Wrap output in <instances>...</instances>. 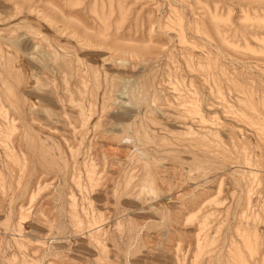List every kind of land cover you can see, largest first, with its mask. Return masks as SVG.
Wrapping results in <instances>:
<instances>
[{
  "label": "rangeland",
  "instance_id": "1",
  "mask_svg": "<svg viewBox=\"0 0 264 264\" xmlns=\"http://www.w3.org/2000/svg\"><path fill=\"white\" fill-rule=\"evenodd\" d=\"M244 261L264 0H0V264Z\"/></svg>",
  "mask_w": 264,
  "mask_h": 264
},
{
  "label": "bare ground",
  "instance_id": "2",
  "mask_svg": "<svg viewBox=\"0 0 264 264\" xmlns=\"http://www.w3.org/2000/svg\"><path fill=\"white\" fill-rule=\"evenodd\" d=\"M139 98V97H138ZM137 102H138V99H137ZM6 114V113H5ZM7 117V116H6ZM129 127V126H128ZM107 151V150H106ZM117 154V153H116ZM119 154V153H118ZM117 154V155H118ZM249 163V162H248ZM148 182V181H147ZM145 187V186H144ZM153 189V188H152ZM247 234V233H246ZM250 238V237H249ZM252 238H254V236L252 237ZM247 239V238H246ZM246 239H245V241H246ZM256 239V238H255ZM249 240V239H248ZM249 243H251V242H249ZM256 243V242H255ZM254 243V244H255ZM251 244H253V243H251ZM239 245V244H238ZM249 246H252V245H249ZM256 246V245H255ZM252 248V247H251ZM205 249V248H204ZM238 249V248H237ZM250 249V248H249ZM204 251V250H203ZM236 251V250H235ZM241 252V251H240ZM201 253V252H200ZM199 254V253H198ZM241 254H242V252H241ZM162 255H164V254H162ZM234 255V254H233ZM198 256H200V254L198 255ZM236 257V256H235ZM241 258V257H240ZM244 258V257H243ZM232 260V259H231ZM245 260V259H244ZM195 262V261H194ZM245 262V261H244ZM241 263V262H240ZM246 263V262H245ZM247 264V263H246Z\"/></svg>",
  "mask_w": 264,
  "mask_h": 264
}]
</instances>
